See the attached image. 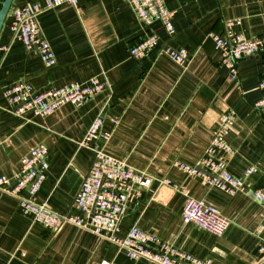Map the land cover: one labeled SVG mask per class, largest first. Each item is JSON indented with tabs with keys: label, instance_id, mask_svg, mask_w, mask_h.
<instances>
[{
	"label": "crops",
	"instance_id": "1",
	"mask_svg": "<svg viewBox=\"0 0 264 264\" xmlns=\"http://www.w3.org/2000/svg\"><path fill=\"white\" fill-rule=\"evenodd\" d=\"M34 1L42 0H13L11 8ZM166 4L174 11L176 32L169 35L163 23L155 21L151 29L159 36V47L143 59L130 54L145 29L126 0H79L77 6L64 3L42 11L39 36L50 42L57 57L50 67L42 62L37 46L28 49L14 37L10 8L0 31V175L16 179L24 157L34 146L45 144L49 165L37 202H47L58 215L85 217L76 198L94 151L80 142L103 113V129L111 132L110 138L98 136L91 147L170 179L230 219L222 236L185 224L184 193L154 180L140 196H130L117 235L124 236L138 224L186 252L211 259L210 264H256L264 238V203L253 190L264 185V112L254 102L264 95L258 87L264 77V50L242 59L238 78L232 80L211 34L261 35L264 0H166ZM229 20L239 22L228 26ZM165 44L187 49V65L163 51ZM94 76L106 80L107 88L47 116L12 113L4 95V88L18 81L44 90L86 83ZM228 111L233 124L225 140L233 152L223 156L227 170L241 179L234 195L175 164L179 160L197 165L219 117ZM252 166L255 171L246 176ZM25 194L0 187V264H151L129 257L111 239L69 221L57 228L33 222L20 205L19 196Z\"/></svg>",
	"mask_w": 264,
	"mask_h": 264
},
{
	"label": "built area",
	"instance_id": "2",
	"mask_svg": "<svg viewBox=\"0 0 264 264\" xmlns=\"http://www.w3.org/2000/svg\"><path fill=\"white\" fill-rule=\"evenodd\" d=\"M79 0H42L12 7L9 27L14 37L19 39L28 49L37 46L38 54L45 66H53L57 62L56 54L50 42L39 36L38 15L48 9L64 3L77 6ZM135 11L142 23L145 33L139 41L130 48V54L135 59H143L159 47V36L151 29L155 21H161L169 35L176 32L173 23L174 11L168 8L166 0H126ZM239 21L229 20L228 26ZM216 48L221 52V61L227 67L232 80L238 78L239 62L249 56L264 50V32L256 37H246L241 33L221 35L211 34ZM39 43V45H37ZM171 58L182 66L188 63V51L185 48H175L169 44L161 47ZM7 49V48H6ZM106 80L99 76L92 77L82 84H71L60 87H49L37 90L32 83L14 82L4 88V95L11 105V112L22 115L27 111L35 115L47 116L54 113L64 104L79 105L87 97L94 96L107 88ZM258 87L264 93V77ZM254 107L264 112V95L254 102ZM118 123V120H114ZM104 115L100 113L88 127L80 146L93 149L94 158L89 173L86 176L76 198L78 208L85 214L80 218L75 215H58L54 213L47 202H37L40 190L48 169V148L45 144L34 146L29 155L24 157L21 172L16 179L0 175V187L6 191L20 195V205L33 222H38L49 228H57L63 221H69L97 235L107 237L115 242L120 250H124L131 258H144L151 264H210L211 259L201 258L186 252L173 243L163 240L157 235L134 224L124 236L117 235L119 224L123 218L126 203L131 195L140 196L149 188L154 180L160 184L172 185L186 196L182 210L185 224L194 223L204 230L217 236H222L230 225V219L216 206L204 200L192 197L188 190L168 178H159L145 170L132 167L125 159L106 153L101 148L91 147L90 142L96 137L104 141L110 138L111 132L103 129ZM233 124L230 111L221 114L212 134V139L205 155L197 165L182 161L175 164L189 175L200 176L206 184L215 186L229 194H236L241 188V179L227 170L224 153H232L233 148L226 142L225 134ZM255 167L245 171L250 176ZM254 197L264 203V185L253 190ZM262 227L258 232H261ZM261 257L256 264H264V238L259 243ZM102 264H108L103 262Z\"/></svg>",
	"mask_w": 264,
	"mask_h": 264
},
{
	"label": "water",
	"instance_id": "3",
	"mask_svg": "<svg viewBox=\"0 0 264 264\" xmlns=\"http://www.w3.org/2000/svg\"><path fill=\"white\" fill-rule=\"evenodd\" d=\"M13 0H4L0 8V31L4 25L7 14L11 8Z\"/></svg>",
	"mask_w": 264,
	"mask_h": 264
}]
</instances>
